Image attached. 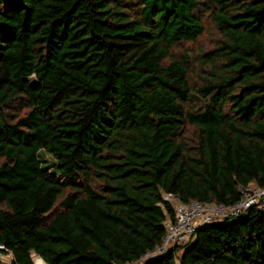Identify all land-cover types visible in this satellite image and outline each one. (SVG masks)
Segmentation results:
<instances>
[{
	"label": "trees",
	"instance_id": "obj_1",
	"mask_svg": "<svg viewBox=\"0 0 264 264\" xmlns=\"http://www.w3.org/2000/svg\"><path fill=\"white\" fill-rule=\"evenodd\" d=\"M249 185L264 0H0V264L136 262L173 220L166 194L232 205ZM143 264H264V211Z\"/></svg>",
	"mask_w": 264,
	"mask_h": 264
},
{
	"label": "built area",
	"instance_id": "obj_2",
	"mask_svg": "<svg viewBox=\"0 0 264 264\" xmlns=\"http://www.w3.org/2000/svg\"><path fill=\"white\" fill-rule=\"evenodd\" d=\"M238 191L241 197L232 205L198 201L183 202L176 195L166 194L164 201L169 203L173 210V220L165 224L166 231L160 244L145 253L139 261L124 264H143L146 260L165 254L173 247L187 245L194 240L199 228L243 216L251 207L264 211V187L249 185L246 188H239ZM8 253V249L0 245V260H5ZM37 257L33 260L34 264L37 260L45 264L39 256Z\"/></svg>",
	"mask_w": 264,
	"mask_h": 264
},
{
	"label": "rangeland",
	"instance_id": "obj_3",
	"mask_svg": "<svg viewBox=\"0 0 264 264\" xmlns=\"http://www.w3.org/2000/svg\"><path fill=\"white\" fill-rule=\"evenodd\" d=\"M197 14L200 15L202 14L203 15V21L208 24L209 20H208V14L205 13L204 11L201 10H198L197 11ZM212 31V30H211ZM213 35L207 33L205 34L204 36L200 37L196 42L194 43H182L180 45H178L177 47L174 48L173 50V53L175 55H179L180 53L182 52H186V51H192V52H195V50H198L200 48H203V49H209L213 43ZM194 50V51H193ZM196 78V77H195ZM42 156L43 158L45 159V161H51V157L49 155H47L46 153H42ZM180 255V253L178 254ZM38 257L35 256L34 254H32V259L33 260H36ZM6 262H10V257L7 256L6 258H4ZM34 262V261H33Z\"/></svg>",
	"mask_w": 264,
	"mask_h": 264
},
{
	"label": "bare ground",
	"instance_id": "obj_4",
	"mask_svg": "<svg viewBox=\"0 0 264 264\" xmlns=\"http://www.w3.org/2000/svg\"><path fill=\"white\" fill-rule=\"evenodd\" d=\"M36 264H43V263H42L41 261H38V260H37Z\"/></svg>",
	"mask_w": 264,
	"mask_h": 264
}]
</instances>
